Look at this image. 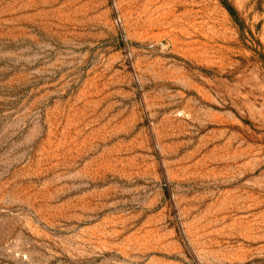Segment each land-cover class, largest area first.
I'll list each match as a JSON object with an SVG mask.
<instances>
[{"label": "rangeland", "instance_id": "obj_1", "mask_svg": "<svg viewBox=\"0 0 264 264\" xmlns=\"http://www.w3.org/2000/svg\"><path fill=\"white\" fill-rule=\"evenodd\" d=\"M0 0V264H264V0Z\"/></svg>", "mask_w": 264, "mask_h": 264}, {"label": "trees", "instance_id": "obj_2", "mask_svg": "<svg viewBox=\"0 0 264 264\" xmlns=\"http://www.w3.org/2000/svg\"><path fill=\"white\" fill-rule=\"evenodd\" d=\"M222 5L224 6V8L228 11V13L230 14V16L232 17L233 21L235 22V24L239 27L242 28L243 23L239 17L238 12L236 11V9L228 2V0H220Z\"/></svg>", "mask_w": 264, "mask_h": 264}]
</instances>
